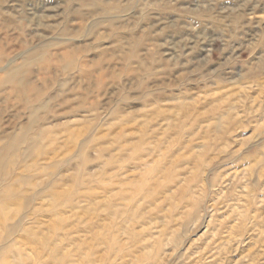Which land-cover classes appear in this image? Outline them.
<instances>
[{
  "label": "rangeland",
  "instance_id": "1",
  "mask_svg": "<svg viewBox=\"0 0 264 264\" xmlns=\"http://www.w3.org/2000/svg\"><path fill=\"white\" fill-rule=\"evenodd\" d=\"M0 264H264V0H0Z\"/></svg>",
  "mask_w": 264,
  "mask_h": 264
}]
</instances>
